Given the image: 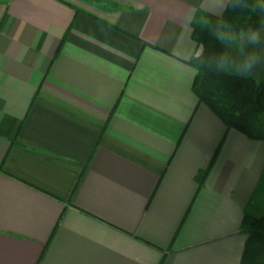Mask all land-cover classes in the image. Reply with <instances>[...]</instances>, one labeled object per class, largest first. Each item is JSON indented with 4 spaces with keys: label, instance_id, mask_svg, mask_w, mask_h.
Wrapping results in <instances>:
<instances>
[{
    "label": "crops",
    "instance_id": "crops-1",
    "mask_svg": "<svg viewBox=\"0 0 264 264\" xmlns=\"http://www.w3.org/2000/svg\"><path fill=\"white\" fill-rule=\"evenodd\" d=\"M229 1L0 0V264H242L264 141L189 63L197 10Z\"/></svg>",
    "mask_w": 264,
    "mask_h": 264
},
{
    "label": "trees",
    "instance_id": "trees-1",
    "mask_svg": "<svg viewBox=\"0 0 264 264\" xmlns=\"http://www.w3.org/2000/svg\"><path fill=\"white\" fill-rule=\"evenodd\" d=\"M264 26V0H230L221 16L197 10L192 22L197 48L190 64L196 70L193 91L231 129L251 140L264 141V80L228 71L224 66L236 34H252ZM216 150L207 168L198 173L203 186L219 155ZM248 234L242 264H264V216H245Z\"/></svg>",
    "mask_w": 264,
    "mask_h": 264
},
{
    "label": "rangeland",
    "instance_id": "rangeland-1",
    "mask_svg": "<svg viewBox=\"0 0 264 264\" xmlns=\"http://www.w3.org/2000/svg\"><path fill=\"white\" fill-rule=\"evenodd\" d=\"M261 30L262 33L256 38L253 47L247 45L250 35L243 33L233 36L230 43L231 50L225 57V68H229L231 65L233 70H236L235 73L253 75L259 80H264V29L262 28ZM233 61L234 64H232ZM244 64H249L246 71L238 68Z\"/></svg>",
    "mask_w": 264,
    "mask_h": 264
}]
</instances>
